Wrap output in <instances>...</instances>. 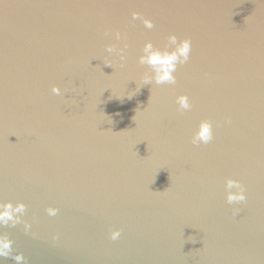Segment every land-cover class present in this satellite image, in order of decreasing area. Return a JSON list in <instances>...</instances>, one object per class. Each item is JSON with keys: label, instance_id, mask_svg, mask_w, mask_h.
<instances>
[{"label": "water", "instance_id": "95a60500", "mask_svg": "<svg viewBox=\"0 0 264 264\" xmlns=\"http://www.w3.org/2000/svg\"><path fill=\"white\" fill-rule=\"evenodd\" d=\"M6 204L0 264H264V0H0Z\"/></svg>", "mask_w": 264, "mask_h": 264}, {"label": "clouds", "instance_id": "9594fccd", "mask_svg": "<svg viewBox=\"0 0 264 264\" xmlns=\"http://www.w3.org/2000/svg\"><path fill=\"white\" fill-rule=\"evenodd\" d=\"M133 19L139 18V15L137 13L132 14ZM144 25L146 28L151 29L153 28V23L150 20L145 19L143 21ZM115 37L117 40L121 39V34L119 32L114 33ZM168 39L171 40L173 43L177 44L176 49L170 53V54H165L163 60H161V57L159 53L153 54L150 58H145L141 57L139 60V63L142 64H149L155 69V76H154V83L156 85H163V84H168V85H174L176 83V77L175 75H171L170 72H176V64L175 61L179 58V64H184L188 61L189 59V53L191 51V41L188 39H184L179 41L177 43V38L175 35H169ZM151 47V43L148 42L146 44V49ZM106 51L112 52L113 47L111 45L106 47ZM123 50H121V56L123 58ZM158 62L166 65V69L163 72V74H160L159 68L157 67ZM109 66L111 67V63H109ZM144 84L150 83V80L148 78H145L143 80ZM52 92L56 95H60V92L58 91L57 88L53 87ZM177 103L180 106L181 110L187 111L190 110L192 105L189 102V98L187 95H181L177 97ZM212 125L209 121L207 120H202L199 123L198 130L196 134L192 137L191 143L193 145H198V144H207L213 139L212 135ZM225 187L228 190L227 193V202L229 204L233 203H239L243 202L246 200V196L244 193V188L241 185V183L237 180H232V179H226L225 181ZM232 189H235V192L231 191ZM24 205L23 204H18L16 207V211H23ZM11 205L6 204L4 205V210L0 211V223H6L10 219H12L11 216ZM50 215H54L55 212L51 209L48 210ZM239 213V209L234 210V215H237ZM120 236L119 231H113L110 234V239L112 240H117ZM11 244L10 241H0V255H7V252L5 250H10ZM17 260H22L23 257L17 256Z\"/></svg>", "mask_w": 264, "mask_h": 264}]
</instances>
